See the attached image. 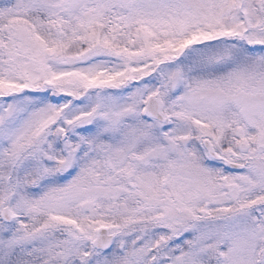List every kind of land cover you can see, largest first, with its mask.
<instances>
[{"label": "snow or ice", "instance_id": "6c2138e0", "mask_svg": "<svg viewBox=\"0 0 264 264\" xmlns=\"http://www.w3.org/2000/svg\"><path fill=\"white\" fill-rule=\"evenodd\" d=\"M0 264H264V0H0Z\"/></svg>", "mask_w": 264, "mask_h": 264}]
</instances>
